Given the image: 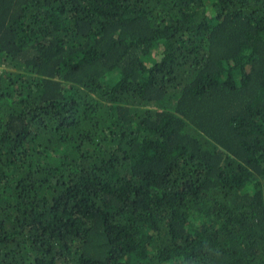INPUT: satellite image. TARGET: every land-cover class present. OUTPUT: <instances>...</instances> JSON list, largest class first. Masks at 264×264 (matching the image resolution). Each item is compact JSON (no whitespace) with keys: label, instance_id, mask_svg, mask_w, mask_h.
I'll use <instances>...</instances> for the list:
<instances>
[{"label":"trees","instance_id":"trees-1","mask_svg":"<svg viewBox=\"0 0 264 264\" xmlns=\"http://www.w3.org/2000/svg\"><path fill=\"white\" fill-rule=\"evenodd\" d=\"M0 264H264V0H0Z\"/></svg>","mask_w":264,"mask_h":264}]
</instances>
